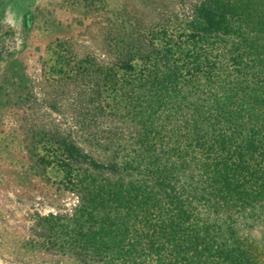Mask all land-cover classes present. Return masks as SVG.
<instances>
[{
	"label": "trees",
	"instance_id": "obj_1",
	"mask_svg": "<svg viewBox=\"0 0 264 264\" xmlns=\"http://www.w3.org/2000/svg\"><path fill=\"white\" fill-rule=\"evenodd\" d=\"M159 1L103 25L106 59L52 46L73 123L28 149L77 203L33 235L74 264H264V0Z\"/></svg>",
	"mask_w": 264,
	"mask_h": 264
},
{
	"label": "rangeland",
	"instance_id": "obj_2",
	"mask_svg": "<svg viewBox=\"0 0 264 264\" xmlns=\"http://www.w3.org/2000/svg\"><path fill=\"white\" fill-rule=\"evenodd\" d=\"M162 6L159 0H6L0 10V264H74L42 250L32 232L38 216L72 213L77 203L59 177L38 174L28 149L39 129L73 123L68 101L61 113L47 107L43 67L52 46L68 40L80 54L106 59L105 23L125 9L150 22Z\"/></svg>",
	"mask_w": 264,
	"mask_h": 264
}]
</instances>
